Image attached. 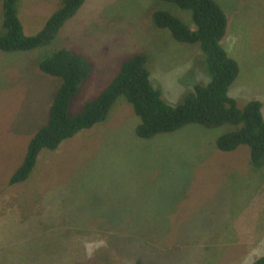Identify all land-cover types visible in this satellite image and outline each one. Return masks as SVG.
Here are the masks:
<instances>
[{
    "label": "rangeland",
    "instance_id": "374dc122",
    "mask_svg": "<svg viewBox=\"0 0 264 264\" xmlns=\"http://www.w3.org/2000/svg\"><path fill=\"white\" fill-rule=\"evenodd\" d=\"M214 1L227 17L222 47L239 66L228 94L240 108L259 100L264 117V0ZM56 4L19 0L24 33L40 30ZM156 9L195 29L190 12L168 2L86 0L48 45L0 50V264H135L139 250L150 261L145 250L155 252L156 243L167 245L155 255L166 264L176 246V264H255L264 255V167L251 165L245 145L217 150V137L235 128L229 124H186L141 139L134 133L139 117L118 96L103 122L56 150L42 149L28 179L8 183L28 140L47 119L58 80L38 63L52 51L76 48L91 62L92 75L70 105L73 112L136 52L146 56L150 83L171 106L194 84L208 81L198 46L157 28L151 17ZM66 214L84 225L60 238L70 228ZM93 227L97 241L92 230L85 232Z\"/></svg>",
    "mask_w": 264,
    "mask_h": 264
},
{
    "label": "trees",
    "instance_id": "16d2710c",
    "mask_svg": "<svg viewBox=\"0 0 264 264\" xmlns=\"http://www.w3.org/2000/svg\"><path fill=\"white\" fill-rule=\"evenodd\" d=\"M85 1L57 0L54 10L45 19L40 30L26 35L18 16L19 0H1L0 20L2 13L1 26L4 33L0 36V50L25 51L48 45ZM156 1L168 2L190 12L195 29L188 28L178 17L166 10L156 9L151 17L157 28L167 29L176 41L198 46L208 81L195 82L192 91L186 93L177 105L171 106L163 100L161 92L151 85L146 56L136 52L121 61L116 72L94 98L88 99L79 111L73 112L70 105L77 98L85 81L92 75L91 62L86 56L75 51L78 50L76 48L73 50L61 47L52 51L38 63V68L44 75L58 80L47 119L28 140L21 162L8 177L10 185L21 184L28 179L42 149L56 150L63 141L78 132L103 122L118 96H123L139 117V123L134 129L138 138L148 139L158 134L173 132L186 124H198L205 128L229 124L235 128L217 137V150L231 151L245 145L249 150L251 165L264 167L262 103L259 100H251L240 108L236 100L228 94L229 87L238 75L239 66L221 44L227 25L223 9L214 0ZM65 216L70 228H65L60 233V238L67 237L69 230L74 226L84 225L77 223L75 218L68 214ZM56 222L57 220L53 219V223ZM105 226L111 225L104 223L103 227ZM90 230L97 241L100 236L95 234L94 227L87 228L85 232L89 233ZM104 232L109 235L108 239H113L115 244L123 248L122 243L114 237L116 235ZM78 234L82 233H76ZM138 234L140 236V232ZM37 238L36 233L29 241L35 242ZM166 246L165 243H156V251L151 252L145 250V245H142L143 250L150 254V261L146 262L142 256L145 253L139 250L135 264H166L163 256H155ZM179 249L180 247L176 246L175 250H169L168 259L171 264H176L175 252ZM255 264H264V255L256 258Z\"/></svg>",
    "mask_w": 264,
    "mask_h": 264
}]
</instances>
